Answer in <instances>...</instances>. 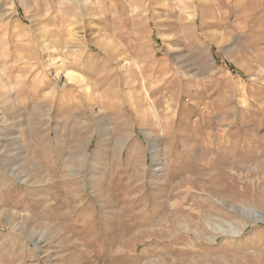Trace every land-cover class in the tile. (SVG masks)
Returning <instances> with one entry per match:
<instances>
[{
	"label": "rangeland",
	"instance_id": "1",
	"mask_svg": "<svg viewBox=\"0 0 264 264\" xmlns=\"http://www.w3.org/2000/svg\"><path fill=\"white\" fill-rule=\"evenodd\" d=\"M0 264H264V0H0Z\"/></svg>",
	"mask_w": 264,
	"mask_h": 264
},
{
	"label": "bare ground",
	"instance_id": "2",
	"mask_svg": "<svg viewBox=\"0 0 264 264\" xmlns=\"http://www.w3.org/2000/svg\"><path fill=\"white\" fill-rule=\"evenodd\" d=\"M86 2H89V0H86ZM54 60V59H53ZM53 60H49L48 61V66H50L51 67V65H55V60H54V62L52 63V61ZM131 66V65H130ZM60 67V66H59ZM127 67H129V65L127 66ZM132 67V66H131ZM131 67H130V69H131ZM61 68V67H60ZM60 68H58V69H60ZM54 70H53V73L55 74V76L58 78V80L59 79H61V78H65V82H72L74 79H78V80H80V81H85L84 79H82V78H80V77H78L77 75H75V73L74 72H72V71H66L64 74H62V73H60L59 71H57V69H55V68H53ZM129 69V68H128ZM87 90H91V87L88 85L87 87ZM130 93H131V91H130ZM89 94V96L91 95L90 93H88ZM131 95V94H130ZM217 227H220V226H217ZM213 240V239H212Z\"/></svg>",
	"mask_w": 264,
	"mask_h": 264
}]
</instances>
